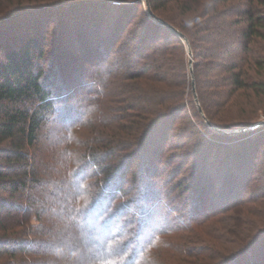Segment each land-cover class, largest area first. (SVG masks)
I'll return each instance as SVG.
<instances>
[{"label": "trees", "instance_id": "1", "mask_svg": "<svg viewBox=\"0 0 264 264\" xmlns=\"http://www.w3.org/2000/svg\"><path fill=\"white\" fill-rule=\"evenodd\" d=\"M171 1L150 0V4L156 16L185 34L195 57H199L201 54L195 52V36L200 37L209 31L213 18L224 12H220L218 0H210L206 5L202 0H176L183 6L186 5L183 1H190V6H185L186 11L193 10L196 14L193 19L174 18L160 11ZM259 2L264 4V0ZM250 4L245 14L247 23L241 33L240 55L230 58L226 66V88L221 95L223 97L216 93L220 97L218 102L214 93L202 89V81L197 74L201 107L206 117L221 128L237 125L216 119L213 107H230L236 100L234 98L246 89H254L264 95V58L258 50L264 39V9L257 5L256 0H251ZM66 5L99 9L102 21L108 22L107 34L99 46H91L89 53L80 56L87 63L106 65L142 2L64 0L50 4L42 11L64 9ZM144 18L146 22L136 38H132V43L128 41L131 48L115 62L118 66H100L96 78L91 83H83L85 87L91 86L86 96L77 99L76 103L73 101L64 112L58 109L54 84L43 80L45 69L40 65L44 57L42 40L26 37L16 46L5 47L0 61V142L9 140L11 146L0 148V155H4L8 162L0 166V181H7L3 187L10 184L12 192H17L28 185L29 179L34 181L38 178L30 170V159L24 149L35 144L40 129L58 113V120L64 128L58 139L61 144L57 151L59 157L66 160V174L76 179L78 188L75 189L77 193L71 192V200H62L55 194L52 208L63 212H59V217L68 219L71 224L78 221L85 225L91 235V245L96 246L95 264H242L249 253L264 246V213L256 212L264 204V174L260 171L252 176L256 167L253 156L261 145L264 146V137L254 144H237L227 153L228 156L224 155L228 159L224 165L219 164L222 154H215V147L211 148V142L206 139L200 153L185 157L187 163L194 158L199 161L194 174L196 181L190 185L184 180L177 181L174 172L166 184H161L160 178L166 171L150 165L147 151L151 149L158 157L163 155L172 136L179 137L176 147H184L188 143L186 139L192 132L196 135L199 129L194 125L193 131L183 126L178 128L175 119L190 106L196 107L197 116L202 115L193 89L190 88L187 97L185 95L186 74L183 70L178 72L175 66L177 54L183 61L187 53L184 39L149 13L144 14ZM225 48L228 55L233 54L230 45L226 44ZM215 51L218 52V48ZM215 67L211 68L212 71ZM252 70L259 71V76ZM205 82L212 87L217 86L214 80ZM72 93L71 88L66 92L67 96ZM204 124L202 119L198 127L203 128ZM210 128L206 127L207 131L216 137H238ZM214 155L218 166L212 162ZM138 158L141 168L156 178L149 180L147 177L139 181L132 177L134 183L129 186L131 177L128 174ZM23 162L25 164L19 174L20 166L17 164ZM237 163L241 165L237 166ZM9 169L15 172L11 178ZM207 179L213 186L205 184ZM259 180L260 194L253 193V190L252 194L244 193L249 183L257 185ZM202 183L204 185H200ZM181 190L184 195L190 192V201L185 199L183 204H179L182 192L177 195L175 192ZM215 190L218 194L212 196ZM171 191L175 194L172 198ZM135 200L142 204L138 205ZM255 203L257 206L252 209L251 205ZM0 206L6 209V202L0 201ZM16 207L22 211L29 209L20 204ZM254 209L259 214L257 220L250 221L251 216L247 218L248 215L239 214L240 218L233 215L238 211L252 215ZM129 216L132 219L127 218ZM231 216L232 219L226 221ZM133 220L138 224L129 228ZM2 238L5 237H0V246L12 249L11 254H16L21 247L26 249L28 245L25 244L26 239L20 243L16 238H7L6 243ZM42 258L41 262L30 259V264H53L55 261ZM22 261L27 260L24 258ZM253 264L259 263L255 260Z\"/></svg>", "mask_w": 264, "mask_h": 264}, {"label": "rangeland", "instance_id": "2", "mask_svg": "<svg viewBox=\"0 0 264 264\" xmlns=\"http://www.w3.org/2000/svg\"><path fill=\"white\" fill-rule=\"evenodd\" d=\"M60 1L64 0H0V61L3 59V50L5 47L16 46L21 40H25L26 37H34L36 40H42L44 57L41 59L40 65L45 69V77L43 80L46 82L50 81L54 84L56 95H58V109L64 112L73 101L76 103L77 99H82L86 96L91 86L88 85L85 87L83 83H91L96 78L97 70L100 66H118L115 62L118 61V57L123 58L128 49L131 48L132 38H136L138 31L144 26L146 22L144 14L149 13V11L146 6V0H140L142 5L138 8L132 23L127 26L121 41L115 47L114 53L111 54L112 56L108 59L106 65H100V63H87L88 61L86 62L80 59V56L85 52L89 53L88 50L91 46H99L100 41L107 34L108 22L102 21V15L99 9L87 6L71 8L69 4L64 9L56 8L54 9L55 11H42L46 10L50 4H57ZM202 1L206 5L210 0ZM130 2L133 3L134 1ZM183 2H186V5L183 6L181 1L177 3L176 0H172L162 6L160 11L174 18L189 19L190 17L193 19L196 12L193 10L186 11L187 8H185V6H190V3H188L190 1ZM250 3L251 0H218L219 10L224 13H219L213 18L211 29L206 31L204 35L200 37L199 35L195 36V52L201 55L195 57L193 52V55L190 56L187 46L185 47L187 53L183 56V61L182 57L180 60V55L178 56L177 54L175 60L177 71L182 73L183 70V73L186 74L188 79L185 91L186 97L188 96L190 88L193 89V79H195L197 88V74L200 82L202 81V89L214 93L217 102L219 101L218 98L223 97L221 95H223L222 93L226 88L224 85V76L227 75L226 66L230 62V58H236V56L240 55L241 33L247 23L245 14L251 5ZM256 3L264 9L263 3H258V0H256ZM151 33L156 35L155 31H151ZM163 39L164 37L161 38V40ZM128 41H131V43L129 44ZM226 44L231 46L232 51L230 52L233 53L232 55H228V51L225 48ZM216 48H218V52L215 51ZM258 48L260 55L264 58V39L261 40ZM119 49L122 50L118 53ZM254 50H256L255 46ZM192 58L193 62H191ZM192 65L193 73L191 71ZM213 66L216 67L212 71L211 68ZM252 71L259 76V71ZM210 80H214L217 86L212 87L211 85H207L208 83L205 81L210 82ZM69 88L73 90V93L67 96L66 92ZM216 93H221L220 97H217ZM197 97H199L198 93ZM234 99H236L234 103L225 109L219 108L218 106L213 107L215 115L217 114L216 119H221L223 123H228L229 125H237L233 126V128H243L249 126V124L252 125L259 122H261V125L247 132L236 134L238 137L235 138L226 136L221 138L216 137L207 131L208 128L206 129V127H211L208 121L213 122L204 115L205 112H201L203 118L201 116L199 117L195 113L196 107L190 106L184 114L175 119V122L178 128L183 126L189 131H193L192 126L194 125L197 130L199 129L198 133L195 135L192 132L190 137L186 139L188 143L184 147L179 148L176 147L179 137L172 136L166 146V151L159 157L156 153L150 151L151 149L147 151L150 165L153 164L160 171L163 168V172L166 171L163 177L160 178L159 182L161 184H166V180L174 172L175 176H177V181L184 180L188 185L194 183L196 181L194 180V174H196V166H198L199 161L194 158L187 163L185 157L190 154L200 153L205 146L206 139H209L211 142V148L215 147V154H222L223 158L219 161L221 165L226 164L228 160L224 155L228 156L227 153L234 150L237 144L248 143L249 145V143L254 144L262 140L264 137V95L254 89H246ZM196 103L199 107L200 101H196ZM58 119L59 116L57 113L46 126L40 129L35 144L30 147L25 146L24 149L30 159V170L33 175L35 173L38 175V180L33 181L29 179L28 185L17 192H12L10 184L7 188L3 187L7 181H0V201L6 202V209L0 206V237H5L2 238L3 240L16 238L15 240L20 243L26 239L25 241L27 242L25 244H28L25 246L26 249L21 247L16 254H11L13 252L12 249L8 250L7 247L0 246V264H30L32 262L31 260H40L41 262L43 256L44 258L48 257L49 259L52 258L53 261L55 260L53 264H95L96 262V246L94 244L91 245V235L85 229V225L78 221L71 224L68 219L59 217V214L63 212L59 211V213L52 208L55 194L60 195L62 200H71L73 199L71 192L75 193V189L78 188L76 179L74 177L70 178L66 174V160L63 161L59 157L60 153L57 151V148H60L61 144L58 139L64 128ZM202 119L205 121L203 128L198 127ZM220 126L225 125L221 124ZM180 131L178 132L180 133ZM10 146L11 142L9 140L0 142V148ZM253 157L256 167L253 169L254 171L252 170V176L254 177L260 171V174H264L263 145H261L259 151H255ZM173 159L176 160L175 163H173ZM139 160L138 158L135 161V165L128 174L131 177V182H128L129 186L134 183L132 177L135 179L138 178L137 180L139 181H143L147 177L149 180L156 178L141 168L138 163L140 162ZM6 162L4 155H0V166L8 164ZM212 162H217L215 155L212 158ZM240 163H237V166L241 165ZM23 164L25 162L17 164L20 166L19 174L21 173ZM216 164L218 166V163ZM14 174L15 172L13 170H8L10 178ZM223 180L224 178L221 179V182L219 181L220 185H222ZM259 181L257 185L255 182L249 183L244 193L250 194L253 190V193L260 194L258 187L261 184V180ZM210 182V179H207L205 184L210 185ZM172 183H175V181ZM200 185H204V183ZM169 188L171 190V187ZM218 190L212 192V196L218 194ZM180 192H182V197L181 199L179 197V204H183V200L185 202V199L186 201L191 200L190 192L184 195L183 190H181L176 191L175 194L177 195ZM172 194L175 195L171 191V198L173 196ZM135 202L138 205L142 204L140 200H135ZM19 204L29 209L22 211L16 207ZM105 204L106 202L103 200V206ZM256 206V203L252 204L251 208L253 209ZM261 206L258 210L256 209V212L264 213V204H261ZM58 207H60L59 203ZM106 210H104L105 214H107ZM256 212L254 209L252 212L254 214H252L253 216L250 213L245 214L239 211L233 215L238 218H240L239 214H242L244 217L248 215L247 218L251 216L249 220L253 221L257 220L259 215ZM105 216L103 215V217ZM254 216L255 218H253ZM127 218L132 219L130 216ZM229 219H232V216L226 218V221ZM136 224H138L136 220H133L129 228L136 226ZM38 228H41V231ZM45 228L46 232L43 233ZM126 229L128 230V227ZM21 237L24 239H21ZM4 242L7 243L8 241L6 240ZM60 245L61 247L59 248ZM258 250L249 253L242 264H253L255 260L259 264H262L264 262V246H260ZM24 258L27 260L26 262L22 261ZM48 264H52V262H48Z\"/></svg>", "mask_w": 264, "mask_h": 264}, {"label": "water", "instance_id": "3", "mask_svg": "<svg viewBox=\"0 0 264 264\" xmlns=\"http://www.w3.org/2000/svg\"><path fill=\"white\" fill-rule=\"evenodd\" d=\"M147 3V7H148V11L150 13V15L157 21H159L161 24L166 25L167 27L171 28L173 31H175L182 39H184L186 45H187V49H188V53L190 56L193 55V51L191 48V44L188 40V38L185 36L184 33H182L180 30H178L177 28H175L173 25H171L170 23H168L167 21L159 18L158 16H156L151 8V4H150V0H146ZM191 62H193V58L191 59ZM191 71L193 73V65L191 66ZM193 91H194V95L196 98V101H199L198 97H197V88H196V83H195V79H193ZM199 109L201 110L202 113H204L201 104L199 103ZM205 115V114H204ZM208 120V119H207ZM209 124L211 125V127H213L216 131L222 133V134H228V135H236V134H240L243 132H247L249 130H252L256 127H258L259 125H261V122L257 123V124H252L243 128H221L218 127L216 125H214L213 123H211L210 121H208Z\"/></svg>", "mask_w": 264, "mask_h": 264}]
</instances>
